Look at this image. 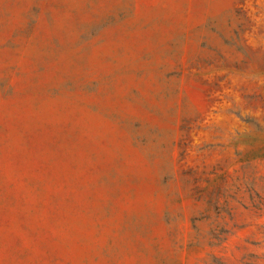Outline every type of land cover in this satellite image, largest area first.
Wrapping results in <instances>:
<instances>
[{"label":"rangeland","instance_id":"1","mask_svg":"<svg viewBox=\"0 0 264 264\" xmlns=\"http://www.w3.org/2000/svg\"><path fill=\"white\" fill-rule=\"evenodd\" d=\"M0 264H264V0H0Z\"/></svg>","mask_w":264,"mask_h":264}]
</instances>
